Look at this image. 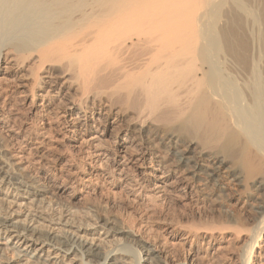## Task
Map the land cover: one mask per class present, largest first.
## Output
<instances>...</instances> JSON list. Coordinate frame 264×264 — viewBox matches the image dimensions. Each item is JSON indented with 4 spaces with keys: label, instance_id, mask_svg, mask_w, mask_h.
<instances>
[{
    "label": "bare ground",
    "instance_id": "obj_1",
    "mask_svg": "<svg viewBox=\"0 0 264 264\" xmlns=\"http://www.w3.org/2000/svg\"><path fill=\"white\" fill-rule=\"evenodd\" d=\"M0 185V264H264V0H0Z\"/></svg>",
    "mask_w": 264,
    "mask_h": 264
},
{
    "label": "rangeland",
    "instance_id": "obj_2",
    "mask_svg": "<svg viewBox=\"0 0 264 264\" xmlns=\"http://www.w3.org/2000/svg\"><path fill=\"white\" fill-rule=\"evenodd\" d=\"M0 189H3L2 185H0ZM21 191L24 192L25 189H24V188H21ZM5 192H6V190H5ZM118 192L121 193L120 190H118ZM10 193H11V190H10V192L8 193V196H9V197H8V196H4V195H6V194L0 193V197H3V196H4V197H8L9 199H12V196L10 195ZM23 209H26V206H23ZM14 216H15V215H14ZM0 245H1V244H0Z\"/></svg>",
    "mask_w": 264,
    "mask_h": 264
}]
</instances>
